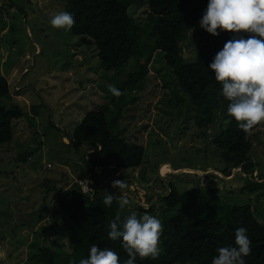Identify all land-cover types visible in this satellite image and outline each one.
<instances>
[{
	"label": "rangeland",
	"instance_id": "374dc122",
	"mask_svg": "<svg viewBox=\"0 0 264 264\" xmlns=\"http://www.w3.org/2000/svg\"><path fill=\"white\" fill-rule=\"evenodd\" d=\"M64 2L0 0V75L8 84V96L2 98V104L14 103L22 112L11 123L10 141L0 143V264L31 263L36 246L53 249L59 244L63 253L70 252L73 240L64 223L51 226L50 196L53 190L64 191L71 181H80L82 186L85 181L91 183L85 153L93 145L69 142L65 132L91 109L94 100L107 104L105 116L109 118L119 107L116 126L128 142L144 149L137 167L92 168L102 187L88 190L90 195L97 192L93 195L96 201L102 202L105 192L120 195L111 187L112 181L127 183L129 205L121 209L117 199L112 203L121 223L133 211L138 217L147 213L160 220L163 213L157 197L166 194L171 183L178 193L201 187L199 203L213 195L223 208L249 203L264 230V186L241 190L258 173V181L264 179V126L248 135L252 146L247 156L255 169L243 174L236 166L230 169L232 175H225L229 178H222L213 171L219 168L220 159L210 142L217 125L203 129L195 124L194 107L176 89L153 47L154 24L144 23L140 35L148 54L146 74L133 87L124 85L122 95L110 101L108 86L119 85L126 72L136 71L138 64L131 60L116 72L101 74L88 37L51 27L52 15L63 10ZM196 41L197 36L189 30L180 43L185 61L197 58L193 54ZM32 104H39L35 116ZM229 119L227 113L214 117L222 128ZM22 154H28L24 161L19 158ZM168 164L182 170L171 172ZM209 173L216 177L205 176ZM214 181L220 186L206 187L215 185ZM206 189H214L213 195Z\"/></svg>",
	"mask_w": 264,
	"mask_h": 264
},
{
	"label": "trees",
	"instance_id": "16d2710c",
	"mask_svg": "<svg viewBox=\"0 0 264 264\" xmlns=\"http://www.w3.org/2000/svg\"><path fill=\"white\" fill-rule=\"evenodd\" d=\"M207 3L208 0H65L62 11L74 15L75 25L70 30L71 34L85 36L92 41L101 74L116 72L131 60L138 64L136 71L126 72V79L116 86L119 90L124 85L133 87L146 74L148 54L145 55L140 35L144 23H153V47L158 50L161 63L176 89L186 95L194 107L195 124L203 129L217 125V131L210 138L220 159L219 168L214 170L225 176L237 166L239 172L246 174L255 169L254 161L247 156L252 146L249 134L239 129L232 119L224 128L217 120L214 121L215 115L227 113L229 102L221 95L222 86L215 81L214 73L207 66L224 43L233 37L223 31L213 36L200 28L199 20ZM189 30L197 36L193 53L197 55L195 62L182 58L180 43ZM7 96L8 84L0 75V143L10 141L11 123L22 115L14 103L9 106L2 104V98ZM113 96L110 94V101ZM38 108L39 104L30 106L34 116ZM107 110L105 102L94 100L91 109L71 131L65 132L69 142L93 145V149L85 153V159L91 168L89 187L98 191L102 187L93 167L134 168L141 163L144 152L141 145L128 142L122 129L116 126L115 117L119 118L120 108L117 107L110 118L105 116ZM27 156L22 154L19 158L24 161ZM208 175L214 176L212 173L205 176ZM258 176L259 173L255 180L251 177L241 190H260L264 179L260 182ZM214 183L206 187L215 188L221 184ZM167 188L166 194L157 197L163 213L160 219L163 224L160 255L154 260L137 258L135 264H211L217 255L216 249L234 246L235 231L240 227L247 229L251 240L252 251L244 257L245 264H264V230L254 218L249 203L223 208L218 204L217 196L212 194L214 189H206L213 196L199 203L202 190L199 186L180 193L171 183ZM51 193V226L62 221L71 234L73 245L69 253H63L59 244H55L53 249L36 246L37 253L29 264H79L81 259L87 258L93 244L117 252L120 264H124L128 257L120 241L108 237L109 224L118 216L113 204L106 207L101 201H96L94 196L97 192L91 193L94 196L88 191L83 192L77 181H71L62 192L53 190Z\"/></svg>",
	"mask_w": 264,
	"mask_h": 264
},
{
	"label": "clouds",
	"instance_id": "9594fccd",
	"mask_svg": "<svg viewBox=\"0 0 264 264\" xmlns=\"http://www.w3.org/2000/svg\"><path fill=\"white\" fill-rule=\"evenodd\" d=\"M50 25L70 31L75 25L74 15L56 12ZM199 26L213 36L221 31L232 34L233 38L224 43L207 67L222 86L221 95L229 102L227 115L244 133L252 134L253 129L264 126V0H208ZM108 91L116 97L122 95L113 85L108 86ZM111 187L118 189L120 195L105 192L103 205L111 207L114 199L121 209L129 205L125 180H114ZM109 228L108 237L119 240L127 254L124 264H135L137 258L159 257L163 224L156 216L145 213L138 217L133 211L122 223L116 216ZM251 251L247 229L240 227L235 231L234 246L216 249L211 264H245L244 257ZM79 264H120V257L111 249L93 244L87 258Z\"/></svg>",
	"mask_w": 264,
	"mask_h": 264
},
{
	"label": "water",
	"instance_id": "95a60500",
	"mask_svg": "<svg viewBox=\"0 0 264 264\" xmlns=\"http://www.w3.org/2000/svg\"><path fill=\"white\" fill-rule=\"evenodd\" d=\"M170 170H171V172H179V171L181 170V168H175V169H172V168L170 167ZM193 171H194V170H193ZM213 171H215V170H213ZM215 172H217V171H215ZM217 173H218L222 178H224V179L229 178V176L226 177V176L220 174L219 172H217Z\"/></svg>",
	"mask_w": 264,
	"mask_h": 264
},
{
	"label": "built area",
	"instance_id": "2783aa9c",
	"mask_svg": "<svg viewBox=\"0 0 264 264\" xmlns=\"http://www.w3.org/2000/svg\"><path fill=\"white\" fill-rule=\"evenodd\" d=\"M78 185H79V187H80V189H81L82 191H86V190L89 189V186H88V184H87V181H85V185H84V186H82L81 182L78 181ZM82 187H83L84 189H83Z\"/></svg>",
	"mask_w": 264,
	"mask_h": 264
},
{
	"label": "bare ground",
	"instance_id": "6f19581e",
	"mask_svg": "<svg viewBox=\"0 0 264 264\" xmlns=\"http://www.w3.org/2000/svg\"><path fill=\"white\" fill-rule=\"evenodd\" d=\"M210 174V173H209ZM205 175H207V174H205ZM204 176V175H203Z\"/></svg>",
	"mask_w": 264,
	"mask_h": 264
}]
</instances>
